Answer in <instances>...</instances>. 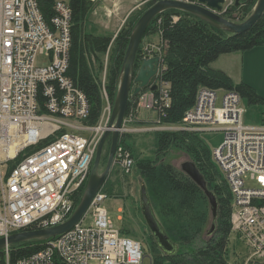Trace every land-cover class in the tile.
<instances>
[{
  "label": "built area",
  "instance_id": "2783aa9c",
  "mask_svg": "<svg viewBox=\"0 0 264 264\" xmlns=\"http://www.w3.org/2000/svg\"><path fill=\"white\" fill-rule=\"evenodd\" d=\"M233 3L225 0L218 11L225 13ZM163 19L158 16L155 24ZM72 25L69 0H55L49 19L39 0H0V237L55 225L71 215V195L88 181L101 131L107 127L84 124L90 101L68 73ZM161 38L141 43L142 57L159 55L160 64L152 81L158 88L141 91L136 107L163 113L171 96L170 83L162 78L167 41ZM39 54L49 61L37 63ZM101 91L108 98L105 84ZM217 101L218 88L200 86L179 125L166 127L223 131L212 154L232 193V231L246 244L243 264H262L264 123L245 122L246 107L234 89H224ZM135 109L124 118L114 159L127 172L134 168L135 157L121 137L147 129L135 126ZM86 130L89 134L80 133ZM106 196L99 190L77 224L44 239L38 250L13 258L7 244L0 264H143V243L114 226L103 205ZM88 214L91 223L84 222Z\"/></svg>",
  "mask_w": 264,
  "mask_h": 264
},
{
  "label": "trees",
  "instance_id": "16d2710c",
  "mask_svg": "<svg viewBox=\"0 0 264 264\" xmlns=\"http://www.w3.org/2000/svg\"><path fill=\"white\" fill-rule=\"evenodd\" d=\"M256 1L240 0L238 5L233 3L224 15L233 19L232 10L238 9L241 13L238 21H242L253 11ZM54 2L55 0H39L47 19L53 15ZM69 2L73 8V25L68 73L86 92L91 111L84 122L94 125L100 119L103 109L100 78L103 75L106 51L113 35L87 29L89 11L94 2L89 0H69ZM149 6L147 4L139 14H142ZM138 12L133 11L128 15L125 25L114 39L112 49L109 50L106 86L111 94L113 92L116 94L118 89L122 63L136 22L133 20ZM174 13L180 15V18L175 21L171 17ZM160 15L164 17L161 24L163 29L161 36L167 41L162 78L169 81L171 96L169 106H165L162 113L164 122L180 121L186 110L194 105L200 86L234 89L240 93L241 97L248 98L247 101L250 103H264V97L258 94L256 88L250 83L236 82L227 71L211 65V62L222 53L264 45V12L248 30L234 33L212 24L193 12L171 7L153 18L144 36L155 31V21ZM141 60L140 48L136 57L135 71L138 70ZM148 88L144 87L142 91ZM138 97L139 94L130 97L128 111L131 108L135 109ZM65 130L62 129V131ZM126 134L122 135L120 141L132 149L136 174L147 186L159 221L171 239L179 246L176 253L168 254L161 249L154 235L150 233L153 251L151 264H228L230 258L228 243L232 232V193L213 158L212 150L199 132L153 131L155 152L152 156H135V143L129 140ZM178 147L187 151L206 180L208 189L215 193L218 200L216 227L211 233L207 232L210 237L201 245H195V242L208 224L207 231L211 227V204L204 188L181 167L165 160L169 151ZM22 156L23 154H20L15 161H11L10 168ZM86 183L87 181L78 190L80 195L77 197L74 209L80 202ZM43 242L44 239H30L13 243L10 245L11 256L16 258L27 255L38 250ZM0 255H3L2 249Z\"/></svg>",
  "mask_w": 264,
  "mask_h": 264
},
{
  "label": "rangeland",
  "instance_id": "374dc122",
  "mask_svg": "<svg viewBox=\"0 0 264 264\" xmlns=\"http://www.w3.org/2000/svg\"><path fill=\"white\" fill-rule=\"evenodd\" d=\"M155 1L154 0H99L95 2L92 8L90 9L88 19H87V29L90 31H95L99 33H109L110 35H113V38L109 42L106 55H105V59H104L103 75L100 78L101 87H103V84L106 85V81L104 83L103 79L105 76V80H106V71L109 65L108 63L109 62V50L112 49L114 45L113 43L114 39L119 33V31L122 29V27L125 25V22L128 19V15H130V13L133 11L135 13L139 11L133 20V22H135V20L137 22V20L141 16V14H139L141 13L140 10L144 9V7L147 6V4L152 5ZM234 3H235V0H234ZM232 13L234 16L233 18L234 20L240 19L241 13L239 12L238 9L232 10ZM171 17L172 18L174 17L177 20L180 18V15L178 13H174L171 15ZM162 22L156 23L155 28H154L155 31L148 33L149 35L150 34L156 35L155 36L156 39L148 38L149 39L148 41H153L156 43L161 42V39H162L161 35H162V30H163L161 26ZM48 61H49V57L46 55L39 54L36 58L37 63H47ZM119 82H120V79H119ZM134 85H136V83L132 82L130 97L133 96L132 92H133ZM118 87H119V83H118ZM106 90H107L108 98H104L105 96L103 97L104 103H103L101 117L98 120V122L94 124V126L95 125H105L106 123H108L110 119L118 89H117L116 94L114 92L111 94L107 86H106ZM223 93H224V88H218V101H217L218 104L221 101ZM257 93L264 97V95L258 90H257ZM247 99L248 98L242 99V102L246 107V112L244 114L245 122L252 123V124L264 123V103H261V102L250 103L247 101ZM136 106H135L136 108L135 110L137 113L138 112L140 113L142 112V110H145L143 108H137ZM145 111H148L147 113L150 114L149 115L150 118H156L157 121H146L144 123H141V125H139L140 123H137L138 121L136 120L135 126H144L147 129L141 130V131H135V132H128L126 134L128 139L131 141H134L135 143V147H134L135 156L154 155L155 141H154L153 131L185 130V129H174V128L166 127L167 124L170 125V123L164 122L162 120V117H163L162 113L155 109L145 110ZM128 112L129 111H127V113ZM136 118H138L137 115H136ZM159 118L161 120L158 122ZM179 123L180 122L178 121L172 124L179 125ZM102 131L101 133L103 134ZM80 133L87 135L89 134V131L87 130L80 131ZM199 134L205 140V142L208 144L209 148L212 151L214 147H216L222 142L223 136H224L222 130L200 131ZM109 139H110V143H108ZM110 147H111V137L108 138L104 146L101 164L99 167L100 172H102L106 166ZM189 159H191L190 155L187 153V151H185L184 149L180 147L172 148L169 151L167 157L165 158L166 161L171 162L177 167H181V164L185 160H189ZM7 168H8V164L5 165L4 169L7 170ZM141 180L142 179H140L139 175L136 174L135 165H134V168L130 172H127L124 169H122L119 166V164L114 162L102 186V189L105 190L104 192L107 193V196L103 200V205L106 207L108 216L115 227L121 228L125 230L127 234L141 240V242L143 243V247H144L143 248L144 250L143 264H151V259L153 257V251L151 248V239H150L151 232L145 221V218L143 216L141 206H140L141 205L140 204V187L142 184ZM248 184H254V182L249 181ZM79 192L80 191H77L71 195L73 208L78 199L77 197L80 195ZM92 221H93V217L91 216V214H88L85 217L84 222L91 223ZM208 227H209V224L207 225L205 231L202 233L199 239L195 242V245H201L202 243H204V241L207 238L210 237V235L207 233ZM229 237L230 238H229L228 246L230 248V258H229L228 264H243V260L245 258V255L247 254V247H246L245 242L234 231L231 232Z\"/></svg>",
  "mask_w": 264,
  "mask_h": 264
},
{
  "label": "water",
  "instance_id": "95a60500",
  "mask_svg": "<svg viewBox=\"0 0 264 264\" xmlns=\"http://www.w3.org/2000/svg\"><path fill=\"white\" fill-rule=\"evenodd\" d=\"M224 1L225 0H198V2H188L184 0H157L141 14L130 34L129 43L122 63L120 82L115 103L107 127L98 142L90 175L79 204L71 215L61 223L42 228L17 231L11 233L7 237H0V249L7 244L30 239H47L63 233L77 224L87 212L94 196L102 189V186L114 164L115 152L121 136V128L128 111L132 82L136 83V85L133 86V96L139 94L144 87H149L151 90H156L158 88V84L156 82L152 83V81L159 69V55L142 57L141 64L138 70L135 71L136 57L141 47L145 32L153 18L158 13L167 8L177 7L193 12L218 27L225 28L234 33H240L252 27L264 12V0H257L253 11L244 20H233L218 11L222 9ZM239 3L240 0H235L236 5ZM109 137H111V147L108 160L104 170L100 172L99 167L104 146ZM181 168L202 188H204L209 197L212 221L211 227L207 232L211 233L216 227L218 209L217 197L212 190L208 189L206 180L192 159L185 160L181 164ZM140 204L145 221L161 249L168 254L176 253L179 246L171 239L159 221L153 209L145 183H142L140 187Z\"/></svg>",
  "mask_w": 264,
  "mask_h": 264
},
{
  "label": "crops",
  "instance_id": "0c3cea01",
  "mask_svg": "<svg viewBox=\"0 0 264 264\" xmlns=\"http://www.w3.org/2000/svg\"><path fill=\"white\" fill-rule=\"evenodd\" d=\"M155 36L148 34L144 36L142 42L148 41V38L156 39ZM211 65L227 71L236 82L246 81L250 83L264 95V45H256L242 51L237 50L222 53L211 62ZM145 110H142L140 113L135 112V115L138 116L135 120L138 121L137 123H140L139 125L146 121L157 120L156 118H150V114Z\"/></svg>",
  "mask_w": 264,
  "mask_h": 264
}]
</instances>
